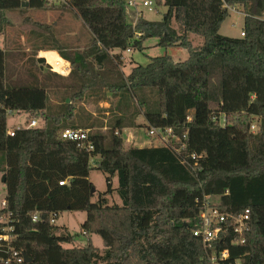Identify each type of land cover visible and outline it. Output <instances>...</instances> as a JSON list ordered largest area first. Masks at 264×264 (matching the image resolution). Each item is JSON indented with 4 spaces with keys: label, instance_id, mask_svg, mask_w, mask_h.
<instances>
[{
    "label": "trees",
    "instance_id": "obj_1",
    "mask_svg": "<svg viewBox=\"0 0 264 264\" xmlns=\"http://www.w3.org/2000/svg\"><path fill=\"white\" fill-rule=\"evenodd\" d=\"M127 1L73 0L76 16L92 35L93 63L101 76L92 81L114 88L109 81L117 77L113 64L119 65L121 57L111 53L142 50L151 38L161 47L186 49L189 58H153L147 66L134 67L127 78L117 77L119 102L107 126L84 106L66 103V98L54 104L52 87L60 89L63 77L47 73L41 78L42 69L35 63L28 68L26 82L19 85L17 80L7 88V53L0 49V172L7 189L0 215L11 213L13 227L10 239L2 240L0 225V264H16L13 251L30 259L24 264H211L202 241L194 236L205 198H218L212 202L233 217L250 211L243 235L234 232L229 220L208 252L228 251L224 264H264V0H157L167 8L162 20L140 19L135 28ZM24 3L33 10L50 4L0 0V34L8 23L7 12L24 10ZM238 6L246 11L245 37L221 36L229 9ZM192 35L203 39L198 50ZM54 47L73 65L71 77L82 84L89 81L92 70L85 58ZM137 94L147 104L157 99L153 111L132 106L130 97ZM140 112L146 125L138 123ZM14 113L42 125L9 129L8 118ZM223 115L225 127L216 122ZM254 120L259 122L257 133L250 130ZM104 128L107 132L90 135L93 152L61 138L67 129ZM131 128L171 130V136L186 145L185 155L202 156L198 166L193 170L183 165L165 147L125 149L122 132ZM93 170L106 176L108 188L97 203L92 202ZM112 194L121 204L108 203L107 195ZM65 212L86 213L82 233L99 236L104 249L91 239L85 247H64L75 237L52 221Z\"/></svg>",
    "mask_w": 264,
    "mask_h": 264
},
{
    "label": "rangeland",
    "instance_id": "obj_2",
    "mask_svg": "<svg viewBox=\"0 0 264 264\" xmlns=\"http://www.w3.org/2000/svg\"><path fill=\"white\" fill-rule=\"evenodd\" d=\"M89 0H82L85 4ZM73 6H70L68 3H65L60 0H52L49 4V8L45 10H33L27 9L19 11L7 12V26L4 29V32L0 34L2 41L0 44H4L7 51L14 49L19 53L16 56L18 61H24L26 59H32V62L37 63L40 58V51H43L44 54L48 52H58L54 46L62 49L65 52H68L71 56L78 55L82 56L86 60V64L92 70L90 74L89 81L86 83H92L94 76L97 77L99 70L95 63H93L94 56L91 53L92 45V35L83 22L76 16ZM143 10V19L148 22H160L163 18V15L167 12V8L164 5H157L153 11L146 9ZM129 22H132L131 10H128ZM246 16V11L242 6L234 7L229 9V17L222 25L220 30V35L228 38H240L244 29V18ZM42 29L41 35L36 38V27ZM173 29L176 31L177 35L182 36L183 32L180 26L173 22ZM190 41L194 49L198 50L203 46V39L199 36L192 35L190 36ZM159 40L155 38L148 39L144 42L142 50L131 49L130 53L118 51L121 60L119 65L115 62L113 64V70L116 72L118 79L127 78L131 70L136 66H147L151 59L162 57V56H171L176 62H184L189 58V53L186 49L180 46L173 47H161L158 46ZM42 49V50H41ZM59 53V52H58ZM61 55V54H60ZM114 56V55H113ZM10 57V54H9ZM10 60V59H9ZM45 59V63H46ZM23 68L18 67L17 69L12 68L11 65H8L7 58V68H6V86L7 88H12L14 86V79L17 78L22 85V82H26L28 77V68L31 66L30 63L25 62ZM37 67L42 66V64H37ZM27 67V68H26ZM42 73L45 74L48 70L46 66H43ZM52 69V67H51ZM77 69V68H76ZM44 70V72H43ZM77 71V70H76ZM94 73V74H93ZM41 75V78H44L45 75ZM76 76H79L77 74ZM75 76V77H76ZM93 77V78H92ZM84 80H82L83 82ZM109 81V84H113L116 81ZM83 82V83H85ZM60 92L58 96H50L53 102H61L63 98H66V103H73L74 105H82L85 109L93 113L96 118L102 121L106 126L111 118L107 116L108 111H113V104H102L84 102L83 99L80 100L79 94L80 88L82 85L76 80V78L69 77L68 80H59ZM81 83V82H80ZM82 84V83H81ZM80 85V86H79ZM79 86V87H78ZM79 94V95H78ZM77 98H74V96ZM73 98V99H72ZM132 106L136 110H141L140 107H146L149 111H153L157 99H149L148 104L146 102H141V98L137 94V97H130ZM61 100V101H60ZM107 105V106H106ZM141 105V106H140ZM149 107V108H148ZM142 111V110H141ZM142 113V114H141ZM141 116L138 118V123L146 125V120L144 113L140 112ZM109 115V114H108ZM18 119L14 117L8 118L9 129L12 125L17 122ZM24 121V118H20L19 122ZM41 126L42 123L36 120ZM30 121L28 122V124ZM27 124V125H28ZM26 125V126H27ZM252 125H256V129H251V132L257 133L259 130V122L254 120ZM251 125V126H252ZM133 131H128L125 134H122L124 140V148H148L152 146H157L159 141L156 138H151L148 135L147 129H138L131 128ZM95 130V131H94ZM91 133L95 132H107V129H94ZM138 134V138L134 139V134ZM97 161V158L93 160V163ZM4 174L0 172V204L6 199L7 189L5 183L3 182ZM90 180L94 185L95 194L92 197V202H99L100 194H104L107 191L106 176L99 171L93 170L90 175ZM118 182L116 179L113 180V188H116ZM108 203L121 204L120 198L115 195H107ZM213 202H218V198L212 199ZM87 219V214L83 212H65L61 214L56 220V225L59 227H65L69 233L75 237V242L73 244H66L64 247L73 248V247H85L88 244V241L91 239L93 245L96 248L104 249L102 239L97 235L85 236L82 233V225Z\"/></svg>",
    "mask_w": 264,
    "mask_h": 264
},
{
    "label": "built area",
    "instance_id": "obj_3",
    "mask_svg": "<svg viewBox=\"0 0 264 264\" xmlns=\"http://www.w3.org/2000/svg\"><path fill=\"white\" fill-rule=\"evenodd\" d=\"M52 0H49L51 2ZM65 3H68L70 6L73 5V0H60ZM157 7V0H128L127 1V8L131 10L132 14V22L131 25L135 28L140 19H143V10L146 9L149 11H153ZM140 36V35H138ZM241 37L244 38L245 34L242 33ZM130 53L131 51H127ZM59 67V71L55 68V66L51 65L52 70H55L57 73H64L68 69H71V66L68 64H64L63 62L59 61L56 63ZM190 120V119H189ZM216 122L225 127L227 125L226 116L223 115L219 120ZM39 123L37 121L30 122L27 126H19L17 130H20L22 127L26 128H37ZM251 129H256V125H252ZM172 131L166 132L160 128H151L148 130V135L151 138H156L159 143V147H165L170 150H173L179 159L181 160L182 164L188 167H192L193 170L196 166H198V161L201 159L202 156H198L196 154H186V145L180 144V138H176L171 136ZM90 130H72L67 129L61 133V138L63 140L77 142L79 148H86L87 151L93 152L94 146L90 143ZM119 135V133H116ZM11 136H14V132L11 131ZM186 139V136L184 137ZM195 164L194 166L191 165V161ZM68 183V182H66ZM65 183L61 182L60 186H64ZM5 206V204H4ZM11 213L0 215V225L3 226V232L5 235L2 237V240H9V234L12 232L13 227L11 226ZM250 211L246 210L244 214L240 215L239 217H233L229 213H227L222 208L216 206L210 198H205L202 204V211L200 212L199 217V227L194 231V236L199 238L202 241L204 249L208 255L209 261L211 264H224L229 260V252L224 251L221 253L215 252H208L212 248V244L220 239V235L223 232V226L229 221L233 220L235 224L234 232L241 236L244 234L247 226V222L249 221ZM38 217L35 216L33 221L36 222ZM55 223V221H52ZM12 260L16 264H24L25 259L24 256L17 251L12 252ZM239 264V263H236Z\"/></svg>",
    "mask_w": 264,
    "mask_h": 264
},
{
    "label": "crops",
    "instance_id": "obj_4",
    "mask_svg": "<svg viewBox=\"0 0 264 264\" xmlns=\"http://www.w3.org/2000/svg\"><path fill=\"white\" fill-rule=\"evenodd\" d=\"M36 31H37L36 38H38L41 35V33H43V32H42V29L41 28H38V25L36 27ZM0 39L2 41V37L1 36H0ZM1 41H0V43H1ZM0 49L1 50H4L7 53L8 65L10 64L12 68H15V69H17L18 67L23 68L26 65L25 64L26 60H27L28 63L34 64V62H32V59H26L23 62L22 61L21 62L18 61L16 59V56H17V54L19 52L16 51V50H14V49H11V51H7V49H5L4 44L3 45L0 44ZM118 53H119L118 51H115V52H112L111 54L112 55H117ZM9 54H10V57H9ZM39 57L40 58H38V59H44V60L46 59V61H47L46 63L42 64V66L38 67V68L44 69L42 67L43 66H46V68H47L48 71L45 74L42 73L43 75H46L47 73H53V74L62 76L63 79H66V80H68V78L71 77L70 74H71V72L73 70V65L71 64L70 61L65 60L60 55V53H58V52H51V53L48 52V53H45L44 54L43 51H40V56ZM59 61L63 62L64 64H67V65L69 64L71 66V69H68L66 72H64L62 74L60 72L57 73V72H55V70H52L51 69V65L55 66V68L57 69V71H59L58 70L59 67L56 64ZM37 64H40L39 61H37V63H35V65H37ZM6 66H7V62H6ZM43 72H44V70H43ZM97 78L100 79L101 76L98 75ZM111 78L112 79H110V80H112V81L113 80L114 81L117 80V77L113 78V76H112ZM13 79H14L13 80L14 82H16L18 80L17 78H13ZM112 81H111V83H112ZM94 82H95V85H94V88L95 89H94V91H92V88H93L92 86H93V83ZM79 84L82 85V87L84 89V91L82 93V99H83L84 102L99 103L100 105L112 103L113 106H114V104H117L119 102V95H120V93L118 92V88H117L118 84H117V82H115L113 84H109L112 87H114V88H111L109 90L104 89L103 88V85L101 84L100 81H95L94 80L91 84L90 83H86V82L83 83V84H81V83H79ZM52 91H53L52 92V96L56 98V96H58V94L60 92V89L59 88H56L55 85H53ZM53 103L54 104H58V102L57 103L56 102H53ZM113 113H115V110L114 111H111V112L108 111L107 112V116H109V118H111V117H113ZM11 117H14V118L18 119L17 122L14 125H12L11 129L16 128V127H19V126H26L28 124V122H29L28 115H26V114L14 113V115H12ZM22 117L24 118V121L19 122L20 118H22ZM8 128H9V125H8ZM104 129H106V128H104ZM128 131H133V130L132 129H125L122 132V134H125ZM133 136H134V139L138 138V134L137 133H135ZM156 147H159V145H157ZM4 204H5V200L1 202V204H0V210L3 209Z\"/></svg>",
    "mask_w": 264,
    "mask_h": 264
},
{
    "label": "water",
    "instance_id": "obj_5",
    "mask_svg": "<svg viewBox=\"0 0 264 264\" xmlns=\"http://www.w3.org/2000/svg\"><path fill=\"white\" fill-rule=\"evenodd\" d=\"M22 8H29V4H28V3H24V4L22 5ZM3 182L5 183V176L3 177ZM95 192H96L95 189H93V190H92V195H94ZM24 259H25V262H26V263L30 262V259H28L26 256H24Z\"/></svg>",
    "mask_w": 264,
    "mask_h": 264
}]
</instances>
